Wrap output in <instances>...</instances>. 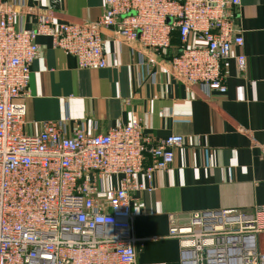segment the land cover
<instances>
[{
	"label": "built area",
	"instance_id": "obj_1",
	"mask_svg": "<svg viewBox=\"0 0 264 264\" xmlns=\"http://www.w3.org/2000/svg\"><path fill=\"white\" fill-rule=\"evenodd\" d=\"M102 1L97 22L55 23L47 13L23 29L0 0V264H136L132 195L150 191L154 173L166 171L183 145L179 135H145L138 118L96 135L65 116L26 134L25 108L15 99L28 95L37 37L49 38L79 69L100 70L102 31L109 30L150 52L141 63L206 97L226 92V60L233 58L240 73L246 69L244 54L231 56L243 46L234 16L239 0ZM263 233L264 205L168 216L167 237L177 241L181 264H264L256 243Z\"/></svg>",
	"mask_w": 264,
	"mask_h": 264
},
{
	"label": "crops",
	"instance_id": "obj_2",
	"mask_svg": "<svg viewBox=\"0 0 264 264\" xmlns=\"http://www.w3.org/2000/svg\"><path fill=\"white\" fill-rule=\"evenodd\" d=\"M7 1L16 27L23 29L34 28L47 13L55 23H94L104 11L102 0H61L56 6L49 0ZM239 1L234 16L243 46L233 48L231 56L244 54L247 65L240 73L233 58L224 62V94L206 97L169 72L147 67L141 62L149 51L115 40L109 30L102 31L106 67L100 70L79 69L72 56L52 48L49 38H36L28 95L15 99L25 108L26 134L67 116L96 135L138 118L153 139L183 138L170 167L154 173L152 189L132 195L136 264H181L177 241L167 237L169 215L264 205V0ZM171 45L173 54L176 38ZM149 163L145 158L144 166ZM135 179L146 184L141 175ZM256 243L264 253V233Z\"/></svg>",
	"mask_w": 264,
	"mask_h": 264
}]
</instances>
